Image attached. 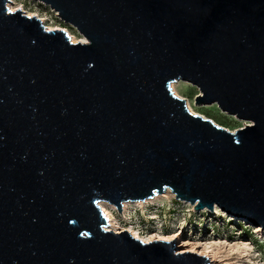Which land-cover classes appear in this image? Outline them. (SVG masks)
Masks as SVG:
<instances>
[{
	"label": "water",
	"instance_id": "obj_1",
	"mask_svg": "<svg viewBox=\"0 0 264 264\" xmlns=\"http://www.w3.org/2000/svg\"><path fill=\"white\" fill-rule=\"evenodd\" d=\"M40 1L88 42L0 0V264L209 263L108 228L168 190L264 228V0Z\"/></svg>",
	"mask_w": 264,
	"mask_h": 264
},
{
	"label": "rangeland",
	"instance_id": "obj_2",
	"mask_svg": "<svg viewBox=\"0 0 264 264\" xmlns=\"http://www.w3.org/2000/svg\"><path fill=\"white\" fill-rule=\"evenodd\" d=\"M16 2L22 6L21 10L24 13L28 15L29 12L35 13L39 17L46 18L43 23L47 28H63L71 37L74 35L76 39L84 38L76 26L64 21L49 4L40 0H16ZM178 80L172 82V88L174 90L173 84L176 83V89L181 95L175 90L174 92L184 97L187 105L190 102L196 113L211 118L231 131L252 123L235 114L223 111L217 103L198 104L196 97L201 93L199 87L187 80ZM156 196L160 197L145 202L141 206L130 203L135 201H125L121 212L109 201L101 202H106V206L119 219L121 225L132 224L145 236L179 234L177 238H174L178 252H183L181 248L185 243L206 242L209 246V254L191 251L188 248L185 250L205 255L210 261L206 264L246 263L250 259L255 264H264V228L262 225L256 226L249 219L232 215L218 206H215L214 210L208 208L195 210L190 202L177 200L170 190ZM233 247L237 248V252L232 251Z\"/></svg>",
	"mask_w": 264,
	"mask_h": 264
},
{
	"label": "bare ground",
	"instance_id": "obj_3",
	"mask_svg": "<svg viewBox=\"0 0 264 264\" xmlns=\"http://www.w3.org/2000/svg\"><path fill=\"white\" fill-rule=\"evenodd\" d=\"M10 7L12 8V10H17V9H21L22 8V6H20L17 2H16V0H11V2H10ZM29 15L30 16H37V17H39L38 16V14H35V13H30L29 12ZM42 21H45L46 20V18H44V17H39ZM50 30H52V29H55L54 27L53 28H49ZM56 29H58V28H56ZM72 39L74 40V42H77V41H82V42H88V40H87V38L84 36V38H82V39H76L75 38V36L74 35H72ZM179 81V80H178ZM175 84L176 83H174L173 84V87H174V90L178 93V94H180L179 92H178V90L176 89V86H175ZM181 95V94H180ZM179 95V96H180ZM188 106H189V108H190V110L192 111V112H195L196 113V111L192 108V106H191V104H190V102H188ZM160 196H162V195H160ZM160 196H155L154 198H152V199H146V201H135V202H130V203H133V204H135V205H137V206H141V205H143L145 202H149V201H152V200H154V199H156V198H158V197H160ZM163 196H166V195H163ZM125 204H127V203H125ZM100 206L102 207V209H103V211L105 212V214H106V216L108 217V219H109V225H108V228L109 229H112V230H115V231H121V230H128L130 233H132L136 238H139V239H141V240H143L144 242H150V241H153V240H172V239H174V238H177L178 237V235L179 234H175V235H172V236H165V235H158L157 234V236L155 235H153V234H151V235H149V236H145V235H143L142 233H141V231L138 229V228H136V227H134L132 224H130V225H121L120 224V222H119V219L114 215V213L106 206V202H100ZM202 241H200V242H193V243H185V244H183L182 246H183V248H181V250L184 252L185 250H186V248H188L189 250H191V251H197V252H200V253H203V254H209V246L207 245V243L205 242V243H201ZM189 244H191L190 246H189ZM202 248V250L200 251V249ZM237 250V248L236 247H233L232 248V251L233 252H235ZM237 252V251H236ZM243 252V251H242ZM230 264H234V263H230ZM237 264H255L251 259L249 260V261H247L246 263H237ZM257 264V263H256Z\"/></svg>",
	"mask_w": 264,
	"mask_h": 264
},
{
	"label": "trees",
	"instance_id": "obj_4",
	"mask_svg": "<svg viewBox=\"0 0 264 264\" xmlns=\"http://www.w3.org/2000/svg\"><path fill=\"white\" fill-rule=\"evenodd\" d=\"M260 250H262L261 248H259Z\"/></svg>",
	"mask_w": 264,
	"mask_h": 264
}]
</instances>
